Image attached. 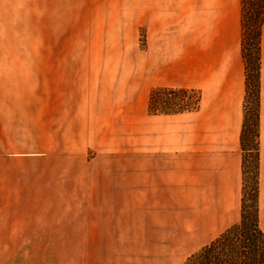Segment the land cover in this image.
I'll list each match as a JSON object with an SVG mask.
<instances>
[{
    "label": "crops",
    "instance_id": "0c3cea01",
    "mask_svg": "<svg viewBox=\"0 0 264 264\" xmlns=\"http://www.w3.org/2000/svg\"><path fill=\"white\" fill-rule=\"evenodd\" d=\"M240 17V0H0V84L120 83L119 70L134 69L147 93L136 165L143 168L145 156L151 169L0 174V264H106L110 254L155 252L157 213L177 180L188 196L202 198L200 207L209 206L200 211L220 213L204 244L239 220ZM142 31L144 46L137 40ZM157 86L199 90L198 108L150 113ZM259 87L264 233V20ZM227 210L232 215L223 220Z\"/></svg>",
    "mask_w": 264,
    "mask_h": 264
},
{
    "label": "rangeland",
    "instance_id": "374dc122",
    "mask_svg": "<svg viewBox=\"0 0 264 264\" xmlns=\"http://www.w3.org/2000/svg\"><path fill=\"white\" fill-rule=\"evenodd\" d=\"M137 40L145 45L143 31ZM119 72L120 83L102 85L0 84V174L150 171L145 156L143 168L136 165L141 156L135 147L147 93L135 81L134 69ZM175 169L183 171L182 165ZM250 178L249 173V183ZM184 183L177 180L175 195L165 198L169 205L159 207L158 249L110 254L106 264H181L209 240L220 213L200 211L209 206L188 196ZM241 198L242 183L240 207ZM221 215L228 220L232 213Z\"/></svg>",
    "mask_w": 264,
    "mask_h": 264
},
{
    "label": "trees",
    "instance_id": "16d2710c",
    "mask_svg": "<svg viewBox=\"0 0 264 264\" xmlns=\"http://www.w3.org/2000/svg\"><path fill=\"white\" fill-rule=\"evenodd\" d=\"M240 4V53L244 64L243 116L239 135L242 153L240 218L181 264H264V233L258 224L260 32L264 0H240ZM199 102L197 89L157 86L150 91L148 110L154 114L192 111L198 108Z\"/></svg>",
    "mask_w": 264,
    "mask_h": 264
}]
</instances>
